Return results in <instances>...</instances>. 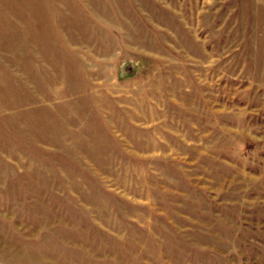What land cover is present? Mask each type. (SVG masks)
<instances>
[{"label":"rangeland","instance_id":"374dc122","mask_svg":"<svg viewBox=\"0 0 264 264\" xmlns=\"http://www.w3.org/2000/svg\"><path fill=\"white\" fill-rule=\"evenodd\" d=\"M0 264H264V0H0Z\"/></svg>","mask_w":264,"mask_h":264}]
</instances>
